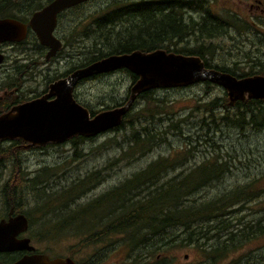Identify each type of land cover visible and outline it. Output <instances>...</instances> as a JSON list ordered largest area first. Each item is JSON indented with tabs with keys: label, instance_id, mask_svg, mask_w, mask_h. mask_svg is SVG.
<instances>
[{
	"label": "trees",
	"instance_id": "obj_1",
	"mask_svg": "<svg viewBox=\"0 0 264 264\" xmlns=\"http://www.w3.org/2000/svg\"><path fill=\"white\" fill-rule=\"evenodd\" d=\"M50 1L0 0V18L14 17L27 22L35 11ZM92 1L82 3L83 5L80 4L79 10ZM108 1L86 18L84 22L85 36L92 39V43L89 47L84 46L86 52L83 61L79 65L77 63L74 66L71 65L66 74L111 54L134 51L151 52L165 49L169 53L198 56L204 60L207 68L229 72L237 77L264 75V63L261 61V56L255 58L253 61L256 63L255 66L246 72H238L237 67L231 68L223 64L212 65L208 61L207 55H214L216 47L211 44L209 46L204 45L205 41L220 39L228 35L232 28L239 29L238 31L242 35L243 31L251 30L253 27L249 21L241 19L237 15L233 14L230 18L224 17L216 12L209 0ZM64 16L60 17V24L66 27L74 25L70 32H66L67 37L63 38L64 44H67L74 42L75 36L79 35L75 21H78V25L82 17L75 18L74 24H69L68 21L64 22ZM254 32L259 33L258 30H254ZM31 36H35V44L42 49L39 54L45 53L34 33L26 40H29ZM192 38L196 43H202V45L192 48L187 45V42L185 45V39L191 41ZM73 60L76 61V59ZM17 64L24 70L23 74H30L31 63L21 65L16 61ZM123 71L130 74L132 83L137 80L138 76L135 73L128 69H123ZM108 74L110 73L94 77ZM12 82L19 85L22 80L17 79ZM204 83L208 86L212 85V82L209 81ZM14 85H8V90ZM74 95L81 104L90 110L92 115L114 107L108 105L95 109L84 101L76 93V90ZM154 95L155 89L140 93L134 102L135 105L141 104V106L136 109L133 103L124 115L121 124L111 129L122 131L127 127L131 128L129 137L123 142V144L128 145V150L123 151L122 158L134 157L137 154L144 155L159 143L161 135L157 130L155 118L162 113L161 103L164 101L157 100ZM38 96L40 95L34 97ZM30 98L28 97V99ZM9 99L7 107L22 102L26 97L16 96L12 99L11 95ZM126 100L122 103H116L115 107L124 105ZM217 101L205 103L206 110L211 112V119L213 118L211 121L215 126L218 123L215 115V109L219 107ZM230 105L235 107L234 112H227L221 117L228 126H233L241 131L249 123H252L253 126L264 127V99L238 100L234 104L230 103ZM231 114L233 118L230 117ZM93 138L94 136L90 135H77L66 141L77 149L82 142ZM16 140L21 143L25 142L22 139ZM54 144L56 143H48V145ZM35 147L40 146L35 145ZM10 151L13 150L6 147L0 148V153L8 157L11 155L9 154ZM184 162V160H177L173 156H162L145 168L133 173L132 176L120 181L119 184L108 189L97 198L88 200L84 205L78 203L77 198L86 185H90L102 175L101 171H93V173L86 175L84 180L75 181L72 179L71 182H67L61 188L46 191L45 188L47 187L42 185L45 180L41 179V173L48 170L45 169L46 167L38 170L35 176H27V178H25L27 175L25 170L22 169L21 177L16 183L21 186L19 191L22 194L23 203L27 202L28 198H30L29 201L31 199L36 201L33 209H39L41 221L44 218L52 217L49 222H53L55 219L53 223L55 227L52 228V233L56 232L58 227L65 231L73 230L79 235L85 222L88 230L85 231L89 232L86 234L85 245L97 244L101 240L105 245L107 242L104 241L109 237L112 238L121 234L129 251H131L128 259L133 263L135 260H139L141 264H146L142 260L148 261L151 254L157 255L160 250L168 246L180 241H188L197 244L205 253V259L201 264H220L229 250L239 246L243 239L249 240L253 234L245 231L243 225L246 223L241 225L242 219L237 218V226L235 222H230L232 217L237 215L236 212H240L246 203L251 202L249 201L251 197L246 196L250 192L249 187L247 185L238 186L231 190L222 191L216 197L197 199L194 196L203 187L221 181L222 172L227 168L225 163L211 161L194 168L188 167L178 175L169 176L170 169L181 167ZM189 168L192 171L188 172ZM165 177L170 178L163 182L162 179ZM69 184L71 186L67 187ZM29 193L32 194V197ZM61 204L62 206L58 207ZM237 204L241 206L240 209L227 210ZM41 221L40 223H42ZM260 221L261 218L257 223L258 230L255 233L264 232V225L261 226ZM93 226L100 228L94 233ZM89 227H93V229L89 230ZM179 229L180 231H178ZM211 231L215 233L212 234ZM208 232L211 233L212 237L206 235ZM220 234L226 237L225 240L217 237ZM203 236H206L205 241L206 239L215 241L210 245H207L205 241L200 243ZM165 261H162L163 264H166ZM157 262L162 264L158 260Z\"/></svg>",
	"mask_w": 264,
	"mask_h": 264
},
{
	"label": "rangeland",
	"instance_id": "obj_2",
	"mask_svg": "<svg viewBox=\"0 0 264 264\" xmlns=\"http://www.w3.org/2000/svg\"><path fill=\"white\" fill-rule=\"evenodd\" d=\"M107 2L109 1H92L80 10H73L64 16V22L68 21L69 24H74L75 18H82L78 25V21H75L79 35L75 36L74 42L63 46L59 58L51 61L45 60V53L39 54L42 49L35 44V36H31L22 45L2 46L7 59L0 70V94L3 93L8 81L14 79L10 73L13 68L11 66L16 61L22 63L23 59H26L29 63L33 58L37 60L32 66L30 75H26V81L19 92L20 94L23 92L24 96L29 98L36 94H42L46 90L47 81L56 74L65 73L71 67L70 64L68 65L70 60L76 59L74 64L83 61L86 52L84 46L89 47L92 43V39L85 36L84 22L89 15L95 13ZM209 2L216 12L224 17L230 18L233 14L237 15L239 18L249 21L253 27L251 30L243 31L242 35L238 31L239 29L232 28L226 35L227 37L205 41L204 45L211 44L216 47L214 55H207L208 61L212 65L223 64L231 68L237 67L238 72L250 71L256 64L253 61L257 56H261V61L264 63V24L260 22L255 24L252 16H256L251 15L252 12L249 8L250 2L257 4L256 0H209ZM73 26L66 27L60 24L61 36L67 37L66 32H70ZM254 30H258L259 33ZM31 34L33 33L29 32L27 37ZM184 42L185 45L187 42L190 48L202 45V43H196L194 38L191 41L185 39ZM132 84L130 74L119 70L105 76L82 81L75 90L84 101L95 109H100L108 105L115 107L116 103H122L127 97L129 100ZM16 94L12 95V99L16 97ZM154 96L157 100L164 101L161 103L162 113L155 118L156 127L161 136L159 143L144 155L137 154L134 157L122 158L123 151L128 150V145L123 142L129 137L130 127L122 131L109 130L100 133L93 139L82 142L77 149L68 141L54 145L47 143L41 148V146L28 145L27 142L8 140L4 146L9 145L12 150L15 149V145L21 146L17 149L22 169L27 174L25 178L35 176L38 170L45 167L48 169L41 173V179L45 180L42 185L47 187L46 191L61 188L72 179L75 181L84 180L86 175L93 171H101L102 175L90 185H86L80 192L77 202L81 205L102 195L108 189L119 184L120 181L132 176L133 173L145 168L162 156H173L177 160L185 161L181 167L170 169L169 176L178 175L188 167L194 168L211 161L225 163L227 169L222 172L221 181L203 187L194 197L197 199L212 198L219 196L222 191L247 185L250 192L246 196L251 197L249 200L251 202L246 203L243 210L240 209L239 204L227 210L240 209V212H236L237 215L232 217L230 222H235L237 226V218L242 219L241 225L246 223L243 225L245 231L253 234L249 240L243 239L239 246L229 250L220 264H264V232L255 233L258 230L257 223L260 218L261 226L264 225V127L253 126L252 123H249L241 131L233 126H228L221 117L227 112H234L235 107L229 103L227 90L215 83L209 86L200 82L183 87L156 88ZM213 100H218L217 104L219 105L215 109L216 122H218L216 126L212 123L211 112L206 110L205 104ZM140 106L141 104H137L135 108L138 109ZM230 117L233 118L232 114ZM190 168L188 172L192 171ZM6 174H10V168H7ZM168 178L170 177H165L162 181L164 182ZM69 186L71 184L67 187ZM29 195L32 197L31 193ZM28 199L30 200V198ZM51 219L52 217L44 218L41 222L51 226L55 221L54 219L53 222H49ZM93 227H89V230ZM99 228L95 226L93 232L95 233ZM211 233L215 232L211 231ZM211 233L208 232L206 235L212 237ZM60 236L63 239L62 244H65L69 251H75V248L72 249V247H76L80 243V239L83 238L73 230H64ZM116 237H109L104 241L107 242L105 244L108 247L107 253H104L99 264H141L139 260H135L133 263L128 259L131 251H129L124 237L121 234ZM217 237L222 240L226 238L223 234ZM205 238L206 236H203L200 243L205 241ZM214 241L206 239L205 243L210 245ZM97 249L98 247L94 245L84 246L83 259L91 262ZM204 259L205 253L197 244L180 241L160 250L157 255L151 254L148 261L142 260V262L158 264V260L163 264L162 261L166 260V264H201Z\"/></svg>",
	"mask_w": 264,
	"mask_h": 264
},
{
	"label": "water",
	"instance_id": "obj_3",
	"mask_svg": "<svg viewBox=\"0 0 264 264\" xmlns=\"http://www.w3.org/2000/svg\"><path fill=\"white\" fill-rule=\"evenodd\" d=\"M91 0H51L35 11L26 23L17 18H0V43L21 42L29 30L40 44L48 47L46 58L55 56L62 48V40L55 35L58 15L65 9ZM5 55L0 52V66ZM121 69H128L138 78L130 88L129 100L121 106L105 109L92 115L74 95L80 81ZM212 82L227 90L230 103L238 100L264 99V75L237 77L229 72L207 68L195 55L167 52L158 49L151 52L111 54L100 60L79 67L66 77L52 82L46 94L20 103L9 112L0 115V140L22 139L30 145L44 146L60 143L77 135L97 136L119 126L124 115L137 96L156 88L183 87L200 82ZM28 227L24 215L0 224L6 233V250L21 248L22 242H8L10 236ZM28 241V240H27ZM12 264H75L72 259L50 261L47 258L25 257Z\"/></svg>",
	"mask_w": 264,
	"mask_h": 264
},
{
	"label": "flooded vegetation",
	"instance_id": "obj_4",
	"mask_svg": "<svg viewBox=\"0 0 264 264\" xmlns=\"http://www.w3.org/2000/svg\"><path fill=\"white\" fill-rule=\"evenodd\" d=\"M256 3L257 4H253L252 2L249 3V8H250V11L252 12L251 15L256 16V17L252 16V18H253L255 24H257V22L264 24V1L256 0ZM79 8H80V4L73 6L71 8L65 9L64 11H62L58 15V24H57V27L55 30V35L62 40L63 46L65 45L64 44L65 42L63 40V37L61 36L62 32L59 30L60 29V17L63 15L69 14L74 9L79 10ZM1 18H3V17H1ZM29 19H28V21H29ZM29 32L34 33L31 30H29ZM29 32H28V34H29ZM25 40H23L21 42H3V43H0V52L5 55V59H4L3 63H1V66H0V70L3 68L4 63L7 59V55H6L5 51L3 50L2 46L11 45V44L22 45L25 43ZM38 42H39V40H38ZM63 46H62V48H63ZM62 48L58 51V53L55 56L51 57L50 59H47L46 54H47L49 48L43 46V51L45 52V60L51 61L53 59L59 58ZM23 60L24 61H22V63H20L18 61L17 62L20 63L21 65H26V63H28V61H26V59H23ZM36 62H37V60L34 58L29 61V63H31V67L33 66V64L35 65ZM73 62H75V61L70 60L68 65L70 64V65L74 66L75 64ZM81 62L82 61L77 62V65H79ZM11 67H13V68L11 71L12 73H10V75L14 78L13 81L17 80V79H21L22 83H20L18 85L17 83L12 82L11 80L8 81L6 88L3 89V93L0 94V115H3L5 113L9 112L14 106H16L20 103H23V102L29 101L31 99L37 98V97L33 96L34 98L28 99V97H26V99L23 100L22 102L14 104L10 107H7V105H8L7 101L11 95L17 93L16 94L17 97L24 96L23 92L21 94L19 92L22 90L23 83L26 81V78H27V76H26L27 73L23 74L24 70L21 69L18 64L16 65V63H15ZM69 69L70 68H68L65 71V73L56 74V76L49 79L47 81L48 83L46 85V90L43 91L42 94H36L35 96H37V95L42 96V95L46 94L48 92L49 86L52 82H54L60 78L66 77L72 73L71 72L69 74H66V72ZM213 69H215V68H213ZM121 70H123V69H121ZM31 71H32V69H31ZM88 79H90V78H88ZM82 81H85V80H82ZM82 81H80V82H82ZM11 84H15V85L10 90H8L7 87H8V85H11ZM40 96H38V97H40ZM16 139H19V138H16ZM16 139L0 140V148L6 147V148H9V150H10L11 147H9V145L4 146V144L8 140L9 141H17ZM28 145H30V144H28ZM18 147H21V146L19 144L15 145L14 146L15 149L13 151H10L9 154H11V155L7 158L5 155L0 153V224H5L6 222H9L11 219L18 217L19 215H24L27 218L28 227H27V229L20 230L17 234L10 236V239L8 242H10L11 240L12 241L14 240V242H15V240L22 242V244L20 243V245L22 247L18 248V246H19V244H18L17 248H15L14 250H6L3 248L6 246L7 237H6V233L4 232L5 229L4 228H3L4 230L0 229V264H12V263H15V262H17V261H19L25 257L38 258V259L47 258L50 261L69 258V259H72L75 262V264H99L100 259L104 256V253H107L108 247H107V245H104L102 240L97 243L98 245L97 244H89V245L97 246L98 249H97L95 256L93 257L91 262H88L85 259H83L84 257L82 256V253H83L82 250H83L84 246H88V245H85L86 244L85 240H86V234L89 233V232L87 233V231H85V229L87 230L85 222H84V225H82L83 230H82L81 234H79L80 236H83V238L80 239V243L76 247H72V249L75 248V251H69L67 246H65V244L64 245L62 244L63 239H62V236H60L61 232H63L64 229L57 227L56 232L52 233V228L55 227L53 224H51V226H50V225H45L43 223H40L41 220H40L39 215L41 213L39 212V209H37V208L33 209L36 202L33 201V199H31V201L27 200V202L23 203V201L21 199L22 194L19 191L21 186L19 184H17L19 177H21L20 175H21V171H22L21 162L19 161L20 157H19V150L17 149ZM33 147H35V146H33ZM7 168H10V174H8V175L6 174ZM11 184H13V185H11ZM32 203H34V204L32 205ZM60 206H58V207H60Z\"/></svg>",
	"mask_w": 264,
	"mask_h": 264
}]
</instances>
